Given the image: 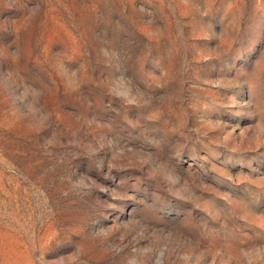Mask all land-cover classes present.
<instances>
[{"label":"rangeland","instance_id":"obj_1","mask_svg":"<svg viewBox=\"0 0 264 264\" xmlns=\"http://www.w3.org/2000/svg\"><path fill=\"white\" fill-rule=\"evenodd\" d=\"M0 264H264V0H0Z\"/></svg>","mask_w":264,"mask_h":264}]
</instances>
